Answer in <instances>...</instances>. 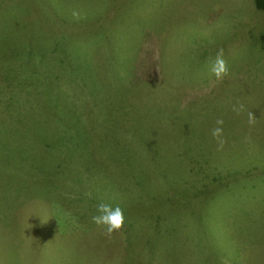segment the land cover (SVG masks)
<instances>
[{"label": "rangeland", "instance_id": "obj_1", "mask_svg": "<svg viewBox=\"0 0 264 264\" xmlns=\"http://www.w3.org/2000/svg\"><path fill=\"white\" fill-rule=\"evenodd\" d=\"M0 264H264L254 0H0Z\"/></svg>", "mask_w": 264, "mask_h": 264}, {"label": "clouds", "instance_id": "obj_2", "mask_svg": "<svg viewBox=\"0 0 264 264\" xmlns=\"http://www.w3.org/2000/svg\"><path fill=\"white\" fill-rule=\"evenodd\" d=\"M210 71L217 81H223L229 75L228 65L224 59L222 49L217 52L214 60L210 61ZM232 111L240 115L246 111V108L243 103H238L232 106ZM256 122L257 118L253 115L252 111H247V123L249 127L255 126ZM215 123L217 126L211 130V136L216 141L218 148L222 149L225 143L222 127L224 121L218 118ZM96 213V215L91 217L92 222L105 236L111 237L123 228L125 217L123 209L119 205L113 207L109 203L100 202L96 205Z\"/></svg>", "mask_w": 264, "mask_h": 264}, {"label": "trees", "instance_id": "obj_3", "mask_svg": "<svg viewBox=\"0 0 264 264\" xmlns=\"http://www.w3.org/2000/svg\"><path fill=\"white\" fill-rule=\"evenodd\" d=\"M254 7L264 13V0H254ZM249 238L250 237H248L247 240H249Z\"/></svg>", "mask_w": 264, "mask_h": 264}]
</instances>
